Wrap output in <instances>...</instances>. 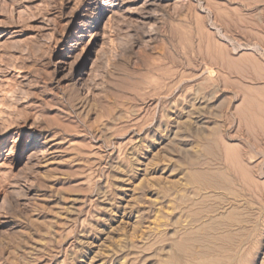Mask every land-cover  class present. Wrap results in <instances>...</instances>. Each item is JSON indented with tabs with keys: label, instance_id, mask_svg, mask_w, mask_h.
Listing matches in <instances>:
<instances>
[{
	"label": "rangeland",
	"instance_id": "374dc122",
	"mask_svg": "<svg viewBox=\"0 0 264 264\" xmlns=\"http://www.w3.org/2000/svg\"><path fill=\"white\" fill-rule=\"evenodd\" d=\"M218 216L264 264V0H0V264H169Z\"/></svg>",
	"mask_w": 264,
	"mask_h": 264
},
{
	"label": "bare ground",
	"instance_id": "6f19581e",
	"mask_svg": "<svg viewBox=\"0 0 264 264\" xmlns=\"http://www.w3.org/2000/svg\"><path fill=\"white\" fill-rule=\"evenodd\" d=\"M133 1L136 0H130ZM189 179L203 190L215 187L214 177L208 172L193 173L189 175ZM198 218L194 219L198 221ZM205 223L199 230H185L179 240L172 241L171 249L174 255L169 256L170 260L167 261L169 264H240L242 262L239 256L240 248L237 244H227L229 236L222 231L230 230L227 217L211 218Z\"/></svg>",
	"mask_w": 264,
	"mask_h": 264
}]
</instances>
